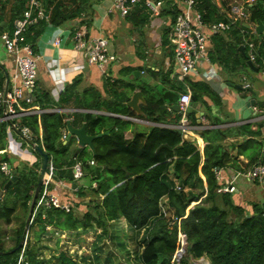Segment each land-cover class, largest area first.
<instances>
[{"label": "trees", "instance_id": "obj_1", "mask_svg": "<svg viewBox=\"0 0 264 264\" xmlns=\"http://www.w3.org/2000/svg\"><path fill=\"white\" fill-rule=\"evenodd\" d=\"M29 1H0V35L3 30L13 28L15 18L23 14ZM41 1L48 15L31 23L27 30V39L32 42L35 50L39 37L50 23L62 24L70 19H78L80 24L87 26L89 32L95 14L94 3L98 0ZM198 5L204 11L206 19L216 20L224 17L215 0H199ZM250 8V19L257 23L260 20L264 22V0H253ZM178 10L177 1L164 0L161 14L170 17L169 21L173 22ZM126 17L133 23V27L140 31L138 43L141 45V38L145 41L144 27L151 18L146 1L137 0ZM170 29L171 24L162 28L161 46L167 54L174 55L173 43L169 36ZM249 34L250 32L245 33L242 27L237 25L226 31L213 33L212 59L231 74L241 72L245 74L247 70L253 69L248 61L250 55L246 35ZM252 38L258 45L257 58L253 61L263 68L264 29ZM7 70L6 64L0 61V88L6 83ZM124 70L132 72L134 67L126 65L120 69L122 72ZM163 70L164 78L169 83L168 93L171 91L177 93L175 96L177 101L179 97L177 90L185 88V83L180 78H172L170 68L167 70L160 68L158 73L162 75ZM120 79V76L112 79L105 76V93L96 84L79 88L78 84L82 81L80 73L66 84L58 103L69 104L73 101L70 100L71 97L74 96L72 105L75 106L111 110L120 114L144 113L150 119L163 122L176 123L181 120L182 111L175 107L174 101L171 102L173 107H169L166 103L169 98L164 93L160 94V91L146 80L139 86L146 92L147 101L142 103L143 111L138 113L128 104L130 93L125 88H120ZM190 82L196 99L202 98L205 90L216 102H220L219 94L211 84L201 79ZM136 87V84H132V88ZM33 102L41 106H50L56 101L50 90L37 87ZM94 109L76 111L77 114L72 121L80 125L86 122L90 133L107 128L110 130L94 138L93 149L90 152V158L96 160L90 171L93 180L98 181L97 185L93 183L91 185L95 197L89 200L85 198L88 208L78 213L73 209V203L69 210L56 205L43 206L35 213L32 223L38 220L43 227L42 231L46 229L48 223L63 228H87L97 223L107 228L109 218L115 220L124 216L135 229L140 227L143 229L150 225L147 242L139 253L141 264H193L191 256L202 254H206L212 264H264V200H246L242 194H236L240 191L239 188L232 191L218 190L225 177L223 173L218 177L217 169L231 161L230 148L224 142L229 134L225 129L229 127L200 129L201 135L207 139L202 152L197 140L185 136L177 126L153 124L149 130L137 131L130 138L125 133L129 119ZM192 111L190 113L193 114V120L198 123V115ZM68 115L66 110H46L22 115V120L29 123L34 131L39 133L41 128L43 129L44 144L55 161L58 153L68 151V142L64 143L61 137L62 127L66 124ZM219 118L217 116L215 119ZM7 123L5 119L0 120V149L5 146L8 139ZM238 129L244 134L249 133V136L238 141L239 153L247 154L249 159L245 165H241L238 158H235V162L231 161L233 165L243 169L258 160L264 161L261 123L254 128L250 122H242L232 127L230 131L234 133ZM38 140L42 143L40 138ZM84 150L86 147L83 146L73 153H76V158H81L87 166L91 163L85 158ZM35 152L40 158L33 164L22 161L17 163L18 177L5 189V192L14 195V202H10L5 193V196H0L2 200L0 217H5L7 221L13 219L18 205L27 213L30 210L42 164L41 153L38 149H35ZM4 161L14 163L12 153L0 151V188L4 187L10 177L2 167ZM77 188L80 195L88 194L83 186L78 185ZM199 198L200 201L189 206L193 200ZM162 203L167 209L166 215L161 214ZM186 212L187 214L181 218V225L188 232V254L181 261L173 262L171 258L177 246L178 221H174L173 224L171 222L174 214L180 216ZM27 213L24 212L25 216H28ZM25 222L26 219H22L17 226L14 232L15 240L10 245L6 244L5 230L0 223V264L19 263L23 244L21 246L18 244L25 238ZM24 257L30 264H50L39 254L37 242L31 239L30 232ZM55 264L81 263L63 250L59 252Z\"/></svg>", "mask_w": 264, "mask_h": 264}, {"label": "crops", "instance_id": "obj_2", "mask_svg": "<svg viewBox=\"0 0 264 264\" xmlns=\"http://www.w3.org/2000/svg\"><path fill=\"white\" fill-rule=\"evenodd\" d=\"M113 1L114 0H98L97 2L94 3L95 14L93 18V23L92 26L89 28V32L87 29L88 32L87 35H98V34L110 35L109 37L111 39V48L117 52L118 58L110 63V65L108 66V70L106 72L102 71L98 66V64L94 62H89L88 59L83 64L84 60L87 58L86 52H82V54H80V58L82 57L81 60L63 59L60 65H54L51 70H48L46 65V60H47L46 58H48L49 55L45 54V52L52 53V51H55V49H53L54 47L59 48L58 44L54 41L55 36L57 35L61 36L62 40L60 44L65 43L71 38L75 40L74 37L75 30L77 28H80L82 25H85V24H80L78 19H70L62 24L50 23L46 27L42 35L39 37L36 45V52L38 53L39 58L43 57V55L46 56V58L45 57L43 58L42 63L38 68L37 87L46 88L50 90L53 97L55 96V98H58L59 96H61V91L64 89L66 84L72 81L76 75L82 73V81L78 84L79 88H82L83 86L88 84H96L106 93L104 88L105 76L106 77L110 76L111 79L112 76L114 77L120 76L121 78L120 88H125L130 93V97L136 88H140L139 84L143 80H146L151 84H153L155 86L154 88L160 91V94L164 93L166 97L169 98L166 101V103L168 104L169 107H173L171 102L174 101V103H176L178 101V99L177 101L175 99L177 93L176 94L171 93L173 91L168 93L169 83L168 80L164 78L165 71L163 70L164 73L161 75L160 72H159L160 74L158 73V70L160 68L166 70L170 68L171 71L170 76L172 78H175L177 76L172 75V71L176 67V61L173 55L166 53L163 46L153 47L152 35L154 28L152 26L157 24L154 21L156 20L157 17L154 18L152 17L151 21H149L145 25L144 27L145 41H143L141 38L142 42L140 45L138 41L139 38L141 37V33L140 31L136 30L133 27V23L127 19L126 15L123 14L119 8H115L114 10H109V6ZM122 16L126 17V19L123 20ZM165 25H170V24L166 23L163 25V27ZM118 29L121 30L120 34H117L116 32ZM244 44L246 45V43ZM212 46H213V40L211 36L209 42L210 55H211ZM57 53L58 56L60 57L61 52H59V49ZM0 61L6 64L10 77L16 74V66H15L14 58L12 54H10L6 50L2 38L0 42ZM49 62L54 63L55 61L49 60ZM126 65L133 66L134 71L132 72H127L126 70H124L123 72L120 71V69ZM207 66H208L207 63H202L201 65H199V68L203 69ZM219 66H220L219 71L221 74L220 77H213L207 80L201 77L199 73L193 72L187 74L183 78H180L185 83V88H182L181 90H177L178 96L180 95L182 90H191L192 97L193 94L195 95V93L193 92L194 91L192 87L193 85L191 84L190 80L201 79L211 84V86L218 92L220 102L219 103L216 102L213 99V97L210 95V93H207L205 90H203L202 98L196 99V95H195V97L192 98L191 104L198 108V112L194 110L191 111L195 113V115L197 116L200 110H204V114H202V118H203L201 122L202 127L199 128L197 127V124H199V122L198 123L194 122L193 114L190 113L191 111L188 113L192 124V128L190 131L194 134L197 133L201 134L200 129L204 127L211 129L218 127L219 129L229 127L225 129L226 131L229 132V134L225 137L224 142L226 146H229L230 148L231 161L235 162V158H238V163L241 165H245V163L248 162L249 156L245 153H239L238 141L243 140V138L249 136V133L244 134L241 132L240 129H238L237 132L232 133L230 129L234 126H238L242 122H250L251 126L254 128L257 127L259 123H261L263 128L262 135L264 136V71L262 68L256 70L252 67L254 70L251 69L252 72L250 71V74H248L249 73L248 70L244 72L245 74H243L242 72L231 74L227 70H224L220 64ZM259 70L262 71V74L259 73L260 72ZM137 71L139 72L138 74L136 73ZM236 74L237 76H239V78L237 79L235 78ZM229 79L234 80L238 83H243L245 85L246 82L249 81V83L252 84L254 89L256 90V93H254L253 91H251L246 87H239L235 84L229 83L228 82ZM132 84H136L137 87L132 88ZM144 96L147 98V94L145 91H144ZM253 96L256 97V103L254 104L256 112H252L249 116L245 117L243 115V111L244 108L247 106V100ZM70 100L74 101L75 100L74 96H72ZM73 101H70L69 104H65V105L62 103L60 104L56 101L54 104L50 106L57 108L54 110H66L69 114H72L74 116L77 114L76 111L94 109L89 107L72 105ZM142 103H144V101H141L140 103L141 107H142ZM94 110L121 115L129 119V124L125 129V133L127 137L130 138L137 131L149 130L153 124L174 125V123L171 122H163V121L150 119L146 117L144 113H141V115H136V114H125V113L120 114L111 110H101L97 108ZM137 112L140 113L139 111ZM217 116L220 118L215 119ZM136 121L147 123L146 124L147 126L141 130L135 129L132 126V124ZM6 130L8 133V139L3 148L10 151V153L12 154L14 153L15 155L18 156V160L12 163L13 164L12 166H16V164L19 163L20 161L27 162L28 164H33L38 158H40V156L32 148H30V146H27V144L20 139L21 133L18 130L9 128V122L7 123ZM70 136H68V138H62L63 141L64 142L68 141ZM201 138L202 140L200 143L198 142V137H196V140L198 142V147L203 152L205 144L207 143V139L204 138L203 135H201ZM77 144H78V146L76 145L77 148L79 146L80 148H83V146L88 147V149L90 150L89 152H91L93 149V146L89 144L81 145L78 141V138H77ZM73 155L74 157L72 163V167H73L72 171L74 174V162L76 161L77 158L75 156L76 153H73ZM231 161H229L226 166L222 167V173L224 177L227 179L230 176H232L238 169H241V168H237L236 165H233ZM93 167H94L93 163L85 166L86 172L90 173ZM66 168H60L59 171L57 170V175L55 174L54 176L55 181L52 183L53 190L57 191L61 195V197H63L65 200H68V198H70L69 200H72V198L73 199L76 198L77 200H79V198H81L79 203V208L81 209L80 211H83L82 210L83 206H86V208H88V203H86L85 198L88 199L90 195H80L77 191L78 188H74V186L78 187V185H80L85 188V186H87L88 184L81 181L79 182L77 181V183L74 184L73 182L75 180H71V178H67L66 175L62 173V170ZM203 176L205 178L204 174ZM5 189L1 194L2 196L5 193ZM82 198L84 199L82 200ZM107 221L109 222L111 221V219L109 218ZM140 228H136V229H140ZM64 229H68V228H64ZM72 229L81 230L83 228H72ZM84 229H86L87 231L88 228H84ZM43 235L44 234L41 233L40 236L43 237Z\"/></svg>", "mask_w": 264, "mask_h": 264}, {"label": "built area", "instance_id": "obj_3", "mask_svg": "<svg viewBox=\"0 0 264 264\" xmlns=\"http://www.w3.org/2000/svg\"><path fill=\"white\" fill-rule=\"evenodd\" d=\"M1 1V0H0ZM137 0H114L109 10L119 8L123 14H127L130 8ZM149 6L151 18L161 14L164 0H145ZM178 2L179 10L176 19L171 24L169 31L170 40L174 47V59L176 67L172 71V75L183 78L187 74L197 72L201 77L209 80L213 77H220L219 63L212 60L209 51V42L213 33L226 31L232 26H241L242 30L250 32V5L253 0H215L219 9L224 13L221 19H206L204 11L199 7V0H173ZM46 8L41 0H30L22 15L14 20L13 28L5 29L1 33L3 44L6 50L12 54L16 66V74L10 77L9 85L6 83L0 88V120L5 119L9 122V128L18 130L26 139L27 146H30L34 151L36 143H40L45 149L43 129L38 132L34 131L31 125L22 120L23 114L41 113L46 110L57 109L53 106H41L34 103L35 92L37 89V72H38V53L34 49L31 41L27 39V30L31 23L38 20L40 17L47 16ZM76 46L85 48L89 62L98 64L104 72L108 70L111 62L118 58L117 52L111 48V39L107 34L87 35V28L82 25L74 32ZM161 37V36H160ZM61 36L57 35L54 41L57 44L61 43ZM246 42L250 59L256 61L258 45L252 36L246 35ZM161 43V39H160ZM207 63L208 66L200 69L199 65ZM200 69V70H199ZM264 71V67L262 68ZM114 78V76H112ZM249 84V81L246 82ZM192 101L191 90H182L179 98V110L182 111L181 120L174 123V126L179 127L183 132L190 131L192 124L188 115V105ZM74 118V115L69 114L66 117ZM201 128L202 124H197ZM191 132V131H190ZM69 129L67 123L62 127V138H68ZM198 142L202 138L201 134L197 133ZM200 145V144H199ZM8 151L7 149H1ZM0 150V151H1ZM10 152V151H8ZM91 163H96L95 158H90ZM2 167L7 174H11L12 167L8 166V161L2 163ZM56 162L53 156H50L46 173L44 175L42 187L37 195L31 221L37 210L43 206L50 207L52 205L60 206L69 210L72 206L70 200H64L61 195L53 190L52 183L55 181ZM85 164L81 158H77L74 162V174L76 178H80L85 174ZM239 174L245 175L248 179L263 182L264 184V161L258 160L252 165L238 169L228 179L225 178L219 186L220 191H232L238 189L235 180ZM218 177L222 176V168L217 169ZM95 179L93 185H97ZM181 187L180 184H177ZM77 188V186H74ZM201 198L193 200L189 205L200 201ZM161 214L166 215L167 209L164 204H161ZM189 207L187 208V212ZM173 215V220L178 221L177 227V246L172 254V261L179 262L188 254V232L181 225V218L187 214ZM49 226V225H48ZM29 229L26 232L22 251L19 257V263L30 264L24 257V250L27 243ZM193 264H212L210 258L206 254L200 256H191Z\"/></svg>", "mask_w": 264, "mask_h": 264}, {"label": "rangeland", "instance_id": "obj_4", "mask_svg": "<svg viewBox=\"0 0 264 264\" xmlns=\"http://www.w3.org/2000/svg\"><path fill=\"white\" fill-rule=\"evenodd\" d=\"M154 17H157L156 20H154L157 24L152 26L154 28L152 35V44L153 47H161L160 36L162 27L164 24L169 23L170 17L165 16V14L153 16V18ZM122 19L125 20L126 17L122 16ZM151 19L152 18H150V21ZM249 22L251 28L250 36H257L259 34L256 30L257 22L251 19L249 20ZM116 32L117 34H120L121 30L118 29ZM1 38L2 37L0 35V42ZM58 46L59 48H53L55 49V51H52V53L45 52V54L49 55L48 58H46V56L44 55L40 58L38 56V68L41 65L44 57L47 59L46 65L48 70H51L54 65H60L63 59L81 60L82 57L80 58V54H82V52H86L85 48L77 47L76 41L72 38L63 44H58ZM58 49L59 52H61L60 57L57 53ZM87 59L88 58L84 60L83 64L87 61ZM49 60H54L55 62H52V64L49 62ZM248 71V74H250V71L252 72V70ZM259 71V73L262 74V71ZM235 78L237 79L239 78V76H237L236 74ZM55 100L58 102L60 100V96L58 98H55ZM146 124L147 123L136 121L132 124V126L135 129L141 130L147 126ZM20 139L27 144V141L22 134H20ZM66 142H68V151L66 153H58L57 161H55L57 166L55 174L57 175V170L59 171L60 168L67 167L66 169L62 170V173H64L67 178H71V180H77L78 182L81 181L88 184L87 186H85V189L88 191V194L86 195H90L87 199L89 200L96 195L91 190V185L94 181L93 174L86 172L80 178L75 177V174H73L72 171V154L78 146L77 138L75 135H71L69 140ZM78 148H80V146ZM89 151L90 150L88 149V147H86V150H84L83 152L85 158L88 160L90 158ZM12 155L14 162L17 161L18 156L14 153ZM42 161L43 156L41 158V163ZM235 182L240 190L236 194H242L243 198H245L246 200H264L263 182L248 179L243 174H239ZM5 195L8 196V200L10 202H14L13 194L7 193L6 191ZM83 199L84 198H82V200ZM74 200L75 199L73 198L72 200H70L73 203V209L77 211V213L82 212L79 211L81 210L79 208V200H81V198H79L78 201H76L77 199L75 201ZM1 203L2 200L0 199V204ZM85 208L86 206H83L82 210H85ZM24 212L27 213L25 209L23 210V207L21 205H18V209L13 214V219L11 221H7L5 217H0L2 229L5 230L4 235L7 245H10L14 242V232L17 226L20 225L22 219L27 220V215L25 216ZM106 227L107 228H104V226L96 223L94 225H91L90 227H87L88 229L86 231V229L84 228L81 230H73L72 228L64 229L59 227L58 225H55L54 223H48L46 225V229L42 231V225L38 220H35L33 223L30 222L29 232L31 239L37 242L39 254L43 256V258H45L46 261H48L50 264H55L58 261V254L63 250L67 251L69 254L77 258L81 264H141L139 253L147 242V232L150 225H146L145 227H143V229H135L129 223L127 218L124 220L123 216H121L120 218L117 217L115 220H111L109 222L107 221ZM41 233H43L45 236L43 235V237H41Z\"/></svg>", "mask_w": 264, "mask_h": 264}, {"label": "water", "instance_id": "obj_5", "mask_svg": "<svg viewBox=\"0 0 264 264\" xmlns=\"http://www.w3.org/2000/svg\"><path fill=\"white\" fill-rule=\"evenodd\" d=\"M263 29H264V22L262 20H260L256 24V30L258 33H261L263 31ZM248 61L254 69H256V70L260 69V66L258 64H256L252 59L249 58ZM136 73L138 74L139 72L137 71ZM9 82H10V74L7 70L6 86L9 85ZM228 82L231 84H235L239 87H246V88L250 89L251 91H253L254 93H256V90L254 89L253 85L250 83L245 85L243 83H238V82H236L234 80H230V79L228 80ZM193 97H195L194 94H193ZM141 101L145 102V101H147V98L144 96V91L140 87V88H136L134 90L133 94L131 95L130 99L128 100V103L137 111L142 112L143 108L140 105ZM255 103H256V97L255 96H253L247 100V106L244 108V111H243V115L245 117L249 116L252 112H256V109L254 106ZM175 106L177 109H179V103L178 102L175 103ZM191 110L198 112V108L193 106L190 103L188 105V112H190ZM202 114H204V110H200L199 113L197 114L198 115V122H202V119H203ZM66 123H67V127L69 129V136L72 134L75 135L78 138V141L81 145L89 144V145L93 146L95 137L102 135L104 133H108L110 131L107 128V129H103V130L96 132V133H90L87 130L86 122L82 123L81 125H78L72 121L71 117L67 118ZM183 133L185 136H187L191 139H196V134H194L190 131H184ZM35 147L42 154L43 161H42L41 168H40L39 179H38L37 185L35 187V191L33 194L31 205H30V210H29L27 220H26L25 235L29 229V224L31 222L35 201H36L37 195H38V193L42 187L44 175L46 173L47 163H48V160L50 158V152L47 149H45L40 143H36ZM12 165H13L12 162H8V166L12 167L13 172L10 174V177L5 182L4 187L0 188V195L3 193L4 189L7 188L15 178L18 177V173H17L18 172V166H12ZM73 183L76 184L77 181L75 180ZM23 241H24V238L19 242L18 246H21L23 244Z\"/></svg>", "mask_w": 264, "mask_h": 264}, {"label": "clouds", "instance_id": "obj_6", "mask_svg": "<svg viewBox=\"0 0 264 264\" xmlns=\"http://www.w3.org/2000/svg\"><path fill=\"white\" fill-rule=\"evenodd\" d=\"M199 124H201V123H199ZM77 181V180H76Z\"/></svg>", "mask_w": 264, "mask_h": 264}]
</instances>
